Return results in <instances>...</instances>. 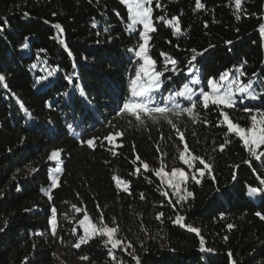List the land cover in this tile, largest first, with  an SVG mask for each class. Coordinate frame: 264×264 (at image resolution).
Here are the masks:
<instances>
[{
  "label": "trees",
  "instance_id": "trees-1",
  "mask_svg": "<svg viewBox=\"0 0 264 264\" xmlns=\"http://www.w3.org/2000/svg\"><path fill=\"white\" fill-rule=\"evenodd\" d=\"M201 3L205 8L196 9L195 0H154L156 31L150 33L148 49L159 70H164L162 54L181 61L186 73L190 50L209 49L198 58L199 73L165 84L175 90L196 77L206 80L226 70L235 72L244 61L247 75L241 79L264 81V36L258 31L264 23V0H243L240 12L234 0ZM173 17L180 23L178 34L166 23ZM57 23L63 33L54 27ZM128 23L121 0H0V25L5 28L0 31V74L8 86L0 85V228L5 229L0 232V264H116L104 246L106 237L90 239L79 249L73 246L83 235L73 220L87 214L99 224L101 211L104 223L118 227V236L133 245L129 251L141 264H264V219L256 215L264 214V202L251 191L264 187V163L254 161L239 138L218 126L224 123L220 109L204 111L197 105L199 120L185 113L170 116L171 124L153 122L147 115H141L140 123L119 111L138 67L128 49L142 42L138 33L129 32ZM25 42L27 49L22 47ZM49 71L56 75L37 82ZM69 75L86 92L84 98L75 94L71 107L63 95L73 92L64 79ZM245 107L264 111V100H246L224 111L247 127L250 114ZM116 132L123 135L113 145L105 137ZM181 134L191 158H204L211 171L205 170L199 184L189 179L186 187L193 196L173 208L161 195L167 189L153 171L161 154L172 158L173 146L185 148ZM91 138L96 139L89 147L84 142ZM54 150L60 151L62 164L56 187L51 179L57 163L48 159ZM113 176L128 182L130 195L117 187ZM52 207L57 209L56 235L51 231ZM177 216L185 218V227L174 223ZM187 226L200 229V236ZM201 236L205 246L215 250L211 259L199 251ZM116 255L124 264H135L123 252Z\"/></svg>",
  "mask_w": 264,
  "mask_h": 264
},
{
  "label": "snow or ice",
  "instance_id": "snow-or-ice-1",
  "mask_svg": "<svg viewBox=\"0 0 264 264\" xmlns=\"http://www.w3.org/2000/svg\"><path fill=\"white\" fill-rule=\"evenodd\" d=\"M91 2V0H89ZM121 2L126 5L127 9V20L129 21L127 27L130 33H138L139 41L138 47L136 49H128L129 52H133L136 59V64L138 67L134 70V76L130 80V84L127 89V96L122 98L120 112H128L135 119L141 121V115H147L151 117L153 122L162 119L167 121L169 124L172 121L169 119L170 116H177L181 114H188L192 119L199 120L201 113L197 111V105H199L204 111H208L210 107L215 106L220 109L219 116L222 117L224 123L218 124V126L226 127L228 134H234L244 146L248 149L250 157L254 161H260L264 163V151H259L262 146H264V111L255 109L254 107H245L244 111L250 114V126L244 127L240 126L238 123L234 122L229 114L224 111V109L234 108L238 103L243 104L247 100H264V81H253L247 80L246 82L242 80V77H245L247 73L243 70V65L247 61L242 62V64L236 69L235 72L224 71L218 75V77H209L206 80L202 77H196L191 79L189 82H181L177 89L172 90L168 87V84L176 82V77L186 75L193 76L194 73H199L201 70L196 67V64L199 62L198 58L204 56L209 49L197 50L191 49L192 53L190 58L184 62L187 68L185 73L184 68H181L179 65L182 63L175 58L168 56L167 54H162L164 56L163 71L159 70L157 67V61L152 58L149 54L148 42L151 39L149 33L155 32L156 28L153 24V8L152 5L154 0H121ZM243 0H234L235 10L240 12L243 11L242 8ZM156 7L160 8L161 5L156 3ZM196 9H203L205 5L201 3V0H195ZM55 15V13H53ZM160 20H164V17H158ZM166 23L175 29L174 34L181 32V27L178 18L173 17L171 20H166ZM96 25L93 24V27ZM142 26V28H138ZM61 33L64 29L62 26L57 23L54 25ZM5 28L3 25H0V31H4ZM239 32V29H236ZM259 33L264 36V23L259 25ZM27 40V38H25ZM108 40H111V37H108ZM62 43H64L62 41ZM97 43H100L97 40ZM233 41H225V44L231 45ZM66 46V45H65ZM23 48L27 49L29 47L28 43L25 42L22 45ZM214 45H209V48H214ZM87 61V57L83 58ZM171 65V67H169ZM33 68H36V65H32ZM166 73H170L166 75ZM54 71H49L47 76L40 77L37 82L40 80H48L49 77L55 76ZM78 76V73H76ZM256 76V73L252 74ZM6 76L0 74V85L7 89ZM68 84L73 86V92L69 93L65 91L64 96L68 97V106L71 107L75 100L73 96L78 94L79 97L84 98L86 92L83 90L79 83L74 81L72 75L66 76L64 78ZM167 80L168 84H165ZM202 87L197 88L196 86L202 85ZM186 100L187 105L182 106L181 101ZM179 110V111H177ZM73 116L75 117L76 109L72 108ZM86 119L82 117V120ZM209 122L204 120V124L207 125ZM72 127V125H68ZM175 127V126H174ZM123 134L120 132L110 133L108 137H105L110 143L114 137H120ZM185 145L184 152L180 153V159L184 165L189 169L186 172L184 169L175 168L172 169L170 173L165 171V168L162 166L159 170H154L153 175L161 181V184L166 186L167 189L171 191V196L169 191H162L161 195L164 196L168 203L175 208L176 204L181 202L187 203V198L192 197L193 193L187 191V183L189 179L194 181L196 184L201 182L203 176H205V170L211 171V165L206 162L204 158L197 157L193 154L191 159H185L184 153L189 151L187 143L184 136L181 134L178 137ZM96 138H91L84 143L89 147L94 145ZM228 141L225 144L219 146L220 151H223L226 147ZM122 146V145H121ZM49 160L59 161L60 151L54 150L51 152V155L48 157ZM136 159L139 160V156H136ZM199 165L203 167L197 166ZM245 163L251 164L252 161H245ZM142 167L145 171H150L149 165L143 163ZM195 169V172L191 170ZM32 171H36L33 169ZM56 173L60 172L59 167L54 170ZM135 173H140V168L135 169ZM56 175L52 176L51 185L52 187L57 186ZM215 181V176L212 177ZM236 177L233 175V180ZM117 187L121 184H124V191L131 194L128 182L122 181L119 177L113 176ZM261 185H264V179L260 181ZM184 186V187H182ZM216 192H219L220 189L215 188ZM251 191L261 198V201L264 202V187H255ZM181 193H186L182 195ZM172 197H175V204L172 203ZM140 198L143 200L145 198L144 193L140 194ZM99 210V205H97ZM77 213L81 209H75ZM163 212L157 215V219L162 217ZM261 219H264V214L261 212L256 213ZM100 223H96L90 218L89 215L85 214L82 219L79 220V226L82 228L83 235L79 236L78 242L73 246L77 249L81 247L82 244L88 243L90 239L99 237H107L104 241V246L108 248L109 257L116 262V264H124L123 260L118 259L116 253L117 251L125 253L127 256L131 257L135 261V264H141V259L139 256L135 255L133 252L129 251L133 247L131 243L127 245L121 239L116 238L118 233V227H109L104 223L103 213L101 211ZM185 218L183 216H177L174 223L185 227L183 223ZM51 231L52 235H56L57 230V209L55 207L51 208ZM5 227H7V221L5 222ZM229 229L233 228V225H227ZM4 228H0V232L4 231ZM189 232L195 233L197 236H200V229L196 227L187 226ZM73 235H76L75 228L73 229ZM225 240L228 239L227 236L224 237ZM110 245V247H109ZM142 246V245H141ZM35 247V245H34ZM199 251L208 255L209 259L214 256L215 250L211 247L205 246V240L201 236L199 240ZM233 254L228 253V256L231 257ZM27 259V258H26ZM83 259H88L87 256ZM235 264V261H233Z\"/></svg>",
  "mask_w": 264,
  "mask_h": 264
},
{
  "label": "rangeland",
  "instance_id": "rangeland-1",
  "mask_svg": "<svg viewBox=\"0 0 264 264\" xmlns=\"http://www.w3.org/2000/svg\"><path fill=\"white\" fill-rule=\"evenodd\" d=\"M138 28H142V26H138ZM149 35H150V33H149ZM202 86H203V84L202 85H199V86H196V87L199 88V87H202ZM117 138L118 137H114L113 140H112V142H111V144L115 145L117 143ZM263 147L264 146H262L261 148H263ZM172 148L174 149V151L171 153V156L174 157V163L172 162V158L173 157L171 158L168 155L161 154L160 158L157 160V170H159L163 166L165 168V171L168 172V173H170L171 170L172 169H175V168H181V169H184L186 172H188L189 169L187 168L186 165L183 164V162L180 159V153L181 152H184V146L183 145H180V144H176ZM184 155H185V159H191V155L188 152H185ZM56 163H57V167H59L61 169L62 164H61L60 160L59 161H56ZM191 171H193V169ZM52 173H53V175H56L58 177V175L61 173V171L58 172V173H56L55 171H53ZM124 186H125L124 184H121L120 185V187H122V188H124ZM164 187L166 188V186H164ZM182 187H184V186H182ZM167 191L171 192L169 189H167ZM181 194L182 195H185L186 193H181ZM82 218H83V216L80 219H82ZM80 219L73 220L74 224L77 225V226H79V220ZM109 227H111V226H109ZM116 238L121 239L118 236V234H116ZM106 239H107V237H106ZM122 241L124 242V240H122ZM124 244L127 245L128 242H124ZM59 262H60V264H79L76 261H71V262H68L67 263V262L61 260Z\"/></svg>",
  "mask_w": 264,
  "mask_h": 264
}]
</instances>
